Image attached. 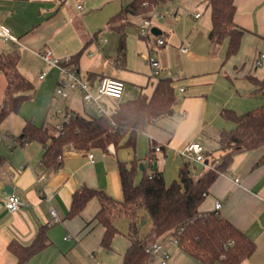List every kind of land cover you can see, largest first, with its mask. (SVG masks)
Segmentation results:
<instances>
[{
  "label": "crops",
  "instance_id": "0c3cea01",
  "mask_svg": "<svg viewBox=\"0 0 264 264\" xmlns=\"http://www.w3.org/2000/svg\"><path fill=\"white\" fill-rule=\"evenodd\" d=\"M207 1L193 0L185 19L179 7L174 16H166L169 2L159 4L150 14L152 33L147 37L138 34L143 16L129 15L123 25L126 62L120 66L117 57L121 33L110 19L131 1L0 0V21L19 38L0 41V52L18 51L20 71L36 86L32 99L0 120V132L11 135L9 140L0 139V264H16L18 256L9 244L17 241L31 245L41 229L46 231L47 243L24 264H122L131 243L128 218L116 220L120 231L107 249L101 244L104 227L96 220L100 199L91 198L80 213L69 216L74 192L87 185L122 198L119 164L135 158L142 165L136 183L145 172L152 174L158 169L171 184L187 161L198 177L209 167L182 153L187 143L200 141L209 157H220V132L236 126L222 115V110L241 114L264 104L260 83L264 80V59L262 64L256 63L260 52H264V0H235V21L245 31L239 52L229 58L228 39L222 43L209 39L212 24ZM202 2L205 11L199 10ZM78 3L82 8L77 7ZM204 15L206 29L201 33ZM157 37L164 43H156ZM187 43L190 49L184 51ZM46 50L60 58L77 60L76 70L90 79L95 96H99L103 76L122 79L125 87L121 98L99 97L111 113L119 102L141 93L150 96L161 78H171L176 94L173 114L140 132L135 147L112 144L107 149H81L68 143L59 165H46L44 154L52 140L24 137L28 121L40 127L53 124L49 114L57 106L55 88L63 72L42 57ZM151 53L160 63L157 69L145 60ZM42 72L46 73L43 79L39 77ZM6 85V76L0 71V105ZM62 102L74 113L97 114L77 90ZM155 145L161 149L155 150ZM42 175L45 177L40 179ZM237 177L241 184L236 182ZM11 193L24 201L15 212L5 206ZM216 201L223 204L219 212L256 244L254 253L240 264H264V146L237 152L210 187L201 209L214 210ZM140 213L138 235L145 238L153 223L144 209ZM173 240L171 233L160 236L157 241L167 248L170 257L166 263L155 259L149 264H206Z\"/></svg>",
  "mask_w": 264,
  "mask_h": 264
},
{
  "label": "trees",
  "instance_id": "16d2710c",
  "mask_svg": "<svg viewBox=\"0 0 264 264\" xmlns=\"http://www.w3.org/2000/svg\"><path fill=\"white\" fill-rule=\"evenodd\" d=\"M168 1L132 0L111 17L110 24L121 33L118 65L126 62L123 25L128 22L129 15L150 16L159 4ZM207 3L211 8L212 24L209 39L212 43H222L228 39L226 58H229L239 52L245 31L235 21L236 2L208 0ZM19 60L20 54L16 50L0 52V71L7 79L0 105V120L11 112L19 111L35 92L32 81L20 71ZM65 65L77 68V60ZM260 83L264 87V80ZM175 103L172 79L164 77L156 83L150 96L141 93L136 98L121 101L109 115L74 113L59 131L52 123L40 127L28 121L24 127V137L43 141L51 139L52 143L44 154V163L56 167L60 163L63 147L68 143L81 149H107L112 144L135 147L138 134L168 116L174 110ZM222 115L233 120L236 126L220 132L219 144L223 154L211 158L218 161L215 167H209L196 177L191 162L187 161L171 184L166 183L163 172L158 169L152 174L145 172L141 181L136 183L139 160L135 158L130 163L122 161L119 171L123 197L116 198L105 190L83 186L73 194L69 216L77 215L91 198L98 197L101 208L96 220L104 227L101 244L107 249L112 247L114 236L120 231L116 220L119 217L128 218L131 243L122 264H149L153 259L147 251L148 245L166 233H171L173 238L178 239L181 248L206 264H240L254 253L255 242L219 211L202 210L201 205L219 173L228 168L237 152L264 146V104L241 114L225 108ZM141 209L147 212L153 223L151 232L145 238L138 235ZM46 243V231L41 229L31 245L12 241L9 247L18 256L16 264H24Z\"/></svg>",
  "mask_w": 264,
  "mask_h": 264
},
{
  "label": "built area",
  "instance_id": "2783aa9c",
  "mask_svg": "<svg viewBox=\"0 0 264 264\" xmlns=\"http://www.w3.org/2000/svg\"><path fill=\"white\" fill-rule=\"evenodd\" d=\"M78 8H82V4H77ZM200 13H196L195 16L198 17ZM180 16V13L177 14V17ZM152 33V18L151 16L143 17L141 22L139 23V34L143 37H147ZM19 38L16 34H14L11 29L0 21V41H8L13 40L17 41ZM156 43L163 44L164 40L162 38L157 37ZM190 47L187 43L183 46L184 51H189ZM42 57L49 62L51 65L60 68L63 72V76L58 80V83L55 88V97L58 99L56 108L50 112L49 118L53 122L55 128L59 131L64 127V123L70 120L74 112L68 107H64L62 105V100L69 98L71 93L75 90L81 92L83 101L88 104L97 114L99 115H109L102 104L99 102V97L102 95L112 97V98H121L124 92L125 82L122 79L103 76L99 83V96H95L91 90V81L86 77H82L77 72L76 68L70 65H65L70 61V58H60L53 54L51 50H46L42 53ZM264 59V52H260L257 64H262V60ZM147 61L150 63L154 69H157L160 66V63L153 54H149L147 56ZM45 72L40 74V78L43 79L45 77ZM0 139L9 140L11 139V135L9 132L2 133L0 132ZM154 149L159 151L161 149L160 145H155ZM182 153L190 160H194L197 162L206 163L208 167H215L217 164V160L211 159L206 152L205 146L196 140H192L187 143ZM90 158L94 157L93 153L89 154ZM45 175L40 176V179H43ZM236 182L241 184L240 178L235 179ZM24 201L21 196L16 193H11L6 199L5 206L12 212L18 210ZM221 201H216L215 210L219 211L222 207ZM55 213V210H52ZM178 244V239L173 240ZM147 251L150 252L153 260H159L162 263H166L170 257V254L167 248L161 242L155 241L148 245ZM98 264H104L103 262H99Z\"/></svg>",
  "mask_w": 264,
  "mask_h": 264
},
{
  "label": "rangeland",
  "instance_id": "374dc122",
  "mask_svg": "<svg viewBox=\"0 0 264 264\" xmlns=\"http://www.w3.org/2000/svg\"><path fill=\"white\" fill-rule=\"evenodd\" d=\"M129 1H132V0H128V2ZM196 1V0H195ZM128 2H126V3H128ZM169 2V8H168V10H166V12L165 13H167V15L166 16H171V15H173L174 16V10H175V8H177V7H179L181 10H183L182 12H183V15H182V17L181 18H183V19H185V18H187L188 17V15H187V11H189V9L191 8L190 6H191V3L193 2V0H169L168 1ZM198 3H200V0H198ZM119 5H121V4H119ZM119 7V6H118ZM121 7V6H120ZM117 9H120V8H117ZM199 10L200 11H205V3H203L202 2V5H201V7H199ZM157 14V13H156ZM168 14H170V15H168ZM206 16L207 15H204V17H203V19H202V25H200V32L202 33V31L203 30H205L206 29V25H204V23H206ZM157 18V17H156ZM138 34H139V31H138ZM140 35V34H139ZM141 36V35H140ZM146 62L148 63V61H147V55H146ZM36 87V86H35ZM34 97V96H33ZM32 99V98H31ZM34 99V98H33ZM64 102V101H63ZM63 102H62V105H63V108L65 107V104H63ZM65 103V102H64ZM54 105H56V104H54ZM106 110V112L108 113V114H110L111 112L109 111V110H107V109H105Z\"/></svg>",
  "mask_w": 264,
  "mask_h": 264
},
{
  "label": "water",
  "instance_id": "95a60500",
  "mask_svg": "<svg viewBox=\"0 0 264 264\" xmlns=\"http://www.w3.org/2000/svg\"><path fill=\"white\" fill-rule=\"evenodd\" d=\"M170 114H173V111H171ZM140 167L142 168V165Z\"/></svg>",
  "mask_w": 264,
  "mask_h": 264
}]
</instances>
